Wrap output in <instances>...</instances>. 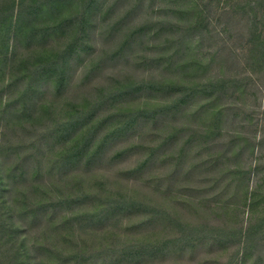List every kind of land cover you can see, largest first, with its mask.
I'll use <instances>...</instances> for the list:
<instances>
[{
    "label": "trees",
    "instance_id": "obj_1",
    "mask_svg": "<svg viewBox=\"0 0 264 264\" xmlns=\"http://www.w3.org/2000/svg\"><path fill=\"white\" fill-rule=\"evenodd\" d=\"M221 5L245 54L214 75ZM255 86L264 0H0V264L263 262Z\"/></svg>",
    "mask_w": 264,
    "mask_h": 264
},
{
    "label": "rangeland",
    "instance_id": "obj_2",
    "mask_svg": "<svg viewBox=\"0 0 264 264\" xmlns=\"http://www.w3.org/2000/svg\"><path fill=\"white\" fill-rule=\"evenodd\" d=\"M147 2L149 3V1ZM160 7L161 6L158 3L156 4L154 3L153 5V8L156 10H158ZM145 10L146 7L144 8V11ZM235 13L236 12L231 11V8L227 6L223 7V5H221L219 9H217V6H214L210 12V17L213 19V23L209 25L211 32L209 35L206 36V39L204 40V45L202 46L204 52H207L206 51L207 49H209L210 51H215L223 46H226L227 48V50L223 54L220 53V56L212 62V66H210L211 68L209 70L210 74H214V75L217 73L220 74L221 71L227 73L234 66L236 67L239 57L242 58V55L245 54L244 50L242 49V45H243L242 36L243 34L245 35L243 29V22L241 16ZM166 17L172 18L170 14H168ZM137 19L138 17L136 18V21ZM224 30L225 32H223ZM239 63L241 65L238 66L237 68H239V70H242L244 64L241 63V61H239ZM255 87L259 89L262 95H259L260 98H258V100H256V98L253 96H249V97H243L246 98V100L239 101L238 105L239 107L240 106L245 107L246 117L248 119H244V120L238 119V120L242 122V127L245 128L243 130V133L246 136L251 137L250 139H252L253 142H255V138L257 139V142L260 141L257 147L255 159L254 157H252L254 165H256V170L253 172L251 185L252 188H256L257 186H260V188L264 191V96H263L264 88L263 87L258 88V86ZM249 94H251V90ZM244 101L245 103H242ZM257 125H259L258 128ZM244 157L247 158V156ZM48 180L49 177H46L45 181ZM246 218H248V214L245 213V216H241L240 223H241V219H244L246 221ZM232 251L233 250L231 249L229 251L230 252L229 254L225 253L223 255L224 261L230 258ZM260 253L263 256V262L258 264H264V248ZM168 263H170V261L167 260V262H163V263L156 262L155 264H168Z\"/></svg>",
    "mask_w": 264,
    "mask_h": 264
}]
</instances>
